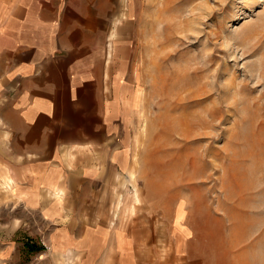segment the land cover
I'll return each mask as SVG.
<instances>
[{
	"label": "rangeland",
	"instance_id": "374dc122",
	"mask_svg": "<svg viewBox=\"0 0 264 264\" xmlns=\"http://www.w3.org/2000/svg\"><path fill=\"white\" fill-rule=\"evenodd\" d=\"M105 9L109 37L121 20L108 37L111 73L124 74L119 216L149 222L151 244L172 233L202 264H264V0ZM9 236L0 233V264H11ZM34 243L27 250L41 245L50 259L46 236Z\"/></svg>",
	"mask_w": 264,
	"mask_h": 264
},
{
	"label": "crops",
	"instance_id": "0c3cea01",
	"mask_svg": "<svg viewBox=\"0 0 264 264\" xmlns=\"http://www.w3.org/2000/svg\"><path fill=\"white\" fill-rule=\"evenodd\" d=\"M106 4L0 0V233L12 237L1 256L11 264H202L180 240L173 246L172 233L151 244L149 222L119 216L124 74L111 73L109 41L121 20L109 37ZM44 235L50 259L41 245L28 251Z\"/></svg>",
	"mask_w": 264,
	"mask_h": 264
},
{
	"label": "bare ground",
	"instance_id": "6f19581e",
	"mask_svg": "<svg viewBox=\"0 0 264 264\" xmlns=\"http://www.w3.org/2000/svg\"><path fill=\"white\" fill-rule=\"evenodd\" d=\"M174 129V128H173Z\"/></svg>",
	"mask_w": 264,
	"mask_h": 264
}]
</instances>
